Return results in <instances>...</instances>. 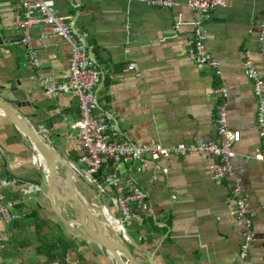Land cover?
<instances>
[{"label":"crops","instance_id":"0c3cea01","mask_svg":"<svg viewBox=\"0 0 264 264\" xmlns=\"http://www.w3.org/2000/svg\"><path fill=\"white\" fill-rule=\"evenodd\" d=\"M52 1L60 14L73 15L75 29L85 32L92 45L102 71L95 88L99 109L110 112L135 143H220L214 124L220 97L213 89L217 84L226 88L227 125L241 134L232 146L229 175L216 184L209 170L216 158L199 152L158 160L167 166L166 173L154 169L149 159L136 168L126 166L150 203L149 210L136 212V221L125 226L131 238L154 252L155 264H264V165L252 157L264 136L258 133L253 86L242 70L244 60L252 62L264 98V0H227L203 20L205 45L219 62V76L199 70L190 57L191 22L196 19L188 6L192 0H174L170 10L148 0H81L77 8L71 0ZM19 11V0H0L1 96L28 102L19 110L40 119L56 148L84 170L68 123L78 114V100L69 93L46 94L40 77L61 81L70 47L38 25L28 29L29 42L24 43L23 28L14 25ZM173 15L182 24L177 26ZM30 53L38 65L29 62ZM129 62L136 64V71L127 68ZM0 175L14 179L5 191L13 202V219L0 223L5 235L0 264H112L100 247L67 232L44 193L29 183L38 174L23 137L1 121ZM234 186L251 212L253 239L244 257L240 252L246 226L231 214ZM28 187L34 190L23 193ZM91 187L96 192L82 191L96 202L99 191ZM110 194L106 188L100 198L106 203ZM111 214L120 218L116 209Z\"/></svg>","mask_w":264,"mask_h":264},{"label":"built area","instance_id":"2783aa9c","mask_svg":"<svg viewBox=\"0 0 264 264\" xmlns=\"http://www.w3.org/2000/svg\"><path fill=\"white\" fill-rule=\"evenodd\" d=\"M81 0H71L73 8L80 5ZM146 1V0H140ZM151 5L161 9L170 10L176 6L174 0H148ZM227 0H192L188 2L189 8L198 15L191 22L193 48L190 57L199 70H209L213 75H220V65L211 58L205 39L206 30L203 20L215 7H223ZM20 11L14 16V25L23 28L22 41L29 42L28 29L33 25L44 27L53 35H58L69 45L70 57L68 67L62 74L61 81L41 74L43 88L48 95L69 93L78 100V114L69 119V128L72 130L71 139L81 150L79 162L85 166L87 182L96 187L100 196H104L105 189H110L109 196L114 208L118 211L122 226L131 225L136 221V212L150 209L147 193L142 189L134 177L128 172L126 166H135L149 159L154 169L166 173L167 166H160L158 160H167L171 155H185L188 153H204L216 159L209 165L211 177L216 184H221L230 173L229 158L234 156L233 144L240 141L239 130L228 128L225 112L226 88L217 84L213 93L220 97L216 106L214 124L216 132L222 138L220 143H177L172 146H163L156 142L137 144L119 129L110 112L99 109L95 88L101 80L102 71L92 59V45L86 42L87 34L79 32L73 25V15L60 14L52 0H19ZM176 25L182 24L177 15H173ZM28 60L38 65L35 54L30 53ZM128 69L136 71V64L129 62ZM243 74L251 81L254 95L257 100L256 120L259 135L264 136V98L261 95V85L258 72L249 60L243 62ZM147 156L149 158H147ZM253 159L264 165V144H261L252 155ZM124 166L122 168L121 166ZM14 184V179L0 175V223H9L13 219L11 208L13 202L7 198L5 191ZM33 187L23 189L29 194ZM235 196V208L231 214L245 220L246 231H242L241 257L246 255L249 244L253 239L250 228L251 212L247 208L245 199L238 194L237 186L232 188ZM103 198V197H102ZM109 210V208H108ZM110 212V210H109ZM111 213V212H110ZM5 235L0 230V249L3 247Z\"/></svg>","mask_w":264,"mask_h":264},{"label":"water","instance_id":"95a60500","mask_svg":"<svg viewBox=\"0 0 264 264\" xmlns=\"http://www.w3.org/2000/svg\"><path fill=\"white\" fill-rule=\"evenodd\" d=\"M23 105H28V102L6 100L0 90V121L13 125L23 137L38 174V179L29 180V183L44 193L67 232L100 247L112 264H141L136 254H140L147 264H155L154 252L144 249L131 238L120 219L108 211L99 194H96V202L85 195L83 188L93 193L96 191L87 182L84 170L56 148L42 130L40 119L33 120L34 116L27 117L19 110ZM43 125L47 126V122L44 121ZM103 209L117 220L122 231L111 224L108 217L105 218ZM242 222L245 226L244 219Z\"/></svg>","mask_w":264,"mask_h":264},{"label":"bare ground","instance_id":"6f19581e","mask_svg":"<svg viewBox=\"0 0 264 264\" xmlns=\"http://www.w3.org/2000/svg\"><path fill=\"white\" fill-rule=\"evenodd\" d=\"M98 215H102L101 214V212H96ZM102 213H103V215L105 216V218L106 217H108L109 219H110V222H111V224H113V225H116V227H117V229H119L120 231H122V229H121V227H120V224L117 222V220H115L113 217H111L108 213H107V210H105V209H103L102 210ZM104 226L106 225V224H103Z\"/></svg>","mask_w":264,"mask_h":264},{"label":"rangeland","instance_id":"374dc122","mask_svg":"<svg viewBox=\"0 0 264 264\" xmlns=\"http://www.w3.org/2000/svg\"><path fill=\"white\" fill-rule=\"evenodd\" d=\"M78 164H79V162H78ZM79 165H81V163H80ZM121 167L124 168L123 165H122ZM106 204H107V206H108L110 212H114L115 208H114L113 204L111 203V200L109 199L108 196H106ZM109 210H108V211H109ZM113 214H114V213H113ZM139 260H140V262L143 261V260H141V259H139Z\"/></svg>","mask_w":264,"mask_h":264}]
</instances>
